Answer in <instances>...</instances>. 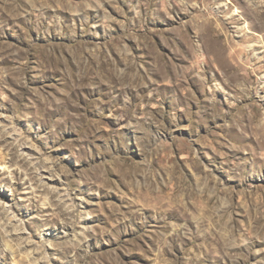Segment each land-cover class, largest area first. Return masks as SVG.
<instances>
[{
	"label": "rangeland",
	"instance_id": "1",
	"mask_svg": "<svg viewBox=\"0 0 264 264\" xmlns=\"http://www.w3.org/2000/svg\"><path fill=\"white\" fill-rule=\"evenodd\" d=\"M0 264H264V0H0Z\"/></svg>",
	"mask_w": 264,
	"mask_h": 264
},
{
	"label": "bare ground",
	"instance_id": "2",
	"mask_svg": "<svg viewBox=\"0 0 264 264\" xmlns=\"http://www.w3.org/2000/svg\"><path fill=\"white\" fill-rule=\"evenodd\" d=\"M208 205V203H206Z\"/></svg>",
	"mask_w": 264,
	"mask_h": 264
}]
</instances>
